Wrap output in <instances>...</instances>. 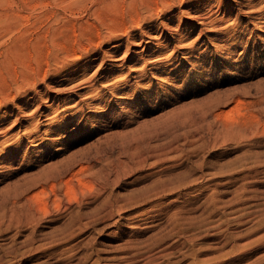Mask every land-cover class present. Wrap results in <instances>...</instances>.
Instances as JSON below:
<instances>
[{"label": "rangeland", "instance_id": "374dc122", "mask_svg": "<svg viewBox=\"0 0 264 264\" xmlns=\"http://www.w3.org/2000/svg\"><path fill=\"white\" fill-rule=\"evenodd\" d=\"M9 126L0 264H264V0H0Z\"/></svg>", "mask_w": 264, "mask_h": 264}, {"label": "bare ground", "instance_id": "6f19581e", "mask_svg": "<svg viewBox=\"0 0 264 264\" xmlns=\"http://www.w3.org/2000/svg\"><path fill=\"white\" fill-rule=\"evenodd\" d=\"M151 39H154V37H152ZM128 51V50H127ZM104 60H105V57H104ZM83 83H85V82H83ZM86 84V83H85ZM39 106H37V108H38ZM36 108V109H37ZM19 120V118H16L15 120H13V123H15V122H17ZM13 124H11V126H12ZM11 126H9V127H2V128H0V134L1 133H3V132H5V131H7V130H9L10 128H11Z\"/></svg>", "mask_w": 264, "mask_h": 264}]
</instances>
